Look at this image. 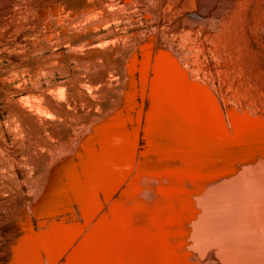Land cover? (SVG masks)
<instances>
[{
  "label": "bare ground",
  "instance_id": "1",
  "mask_svg": "<svg viewBox=\"0 0 264 264\" xmlns=\"http://www.w3.org/2000/svg\"><path fill=\"white\" fill-rule=\"evenodd\" d=\"M129 27L83 57L78 83L87 92L60 94L94 120L71 117L90 141L80 151L87 159L82 172H54L34 193L37 227L29 220L19 228L24 255L7 264H264V0L258 76L237 44L225 45L210 51L219 85L196 52L191 60ZM53 143L71 150L56 136Z\"/></svg>",
  "mask_w": 264,
  "mask_h": 264
},
{
  "label": "rangeland",
  "instance_id": "2",
  "mask_svg": "<svg viewBox=\"0 0 264 264\" xmlns=\"http://www.w3.org/2000/svg\"><path fill=\"white\" fill-rule=\"evenodd\" d=\"M87 1L0 0V264L21 262L24 246L19 228L29 220L37 227L34 206L37 215L41 211L34 193L39 188L44 190L48 179L55 178L54 172H82L81 164L88 154L84 151L81 157L82 148L85 150L90 141L72 127L82 114L86 119L91 117L81 104L70 103L60 94L78 89L79 94L87 92L86 86L78 81L85 78L87 64L83 57L89 49H97L95 46L101 42H114L117 31L129 25V34L143 30L146 39L149 36L163 43H174L187 51L191 60L197 54L195 60L209 62L216 85L220 75L212 58L213 50H226L225 45L237 44L247 65L258 76L259 0ZM187 17L199 21L190 27L183 23ZM166 25H172L173 30ZM186 29L195 32L180 35ZM109 31L115 33L105 36ZM210 41L217 42L214 46ZM38 102L55 107V111L49 115L41 112ZM68 135L75 137H69L72 154L71 150L66 152L67 145L61 148L64 153L56 151L53 136L60 144L66 140L68 144ZM49 151L52 155L45 158Z\"/></svg>",
  "mask_w": 264,
  "mask_h": 264
}]
</instances>
